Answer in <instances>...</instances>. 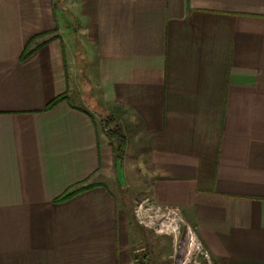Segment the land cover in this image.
<instances>
[{
    "label": "crops",
    "instance_id": "obj_1",
    "mask_svg": "<svg viewBox=\"0 0 264 264\" xmlns=\"http://www.w3.org/2000/svg\"><path fill=\"white\" fill-rule=\"evenodd\" d=\"M133 156L135 202L179 206L217 264H264V0H0V264H140L111 187L140 186Z\"/></svg>",
    "mask_w": 264,
    "mask_h": 264
},
{
    "label": "built area",
    "instance_id": "obj_2",
    "mask_svg": "<svg viewBox=\"0 0 264 264\" xmlns=\"http://www.w3.org/2000/svg\"><path fill=\"white\" fill-rule=\"evenodd\" d=\"M136 221L142 227L172 240V252L166 264H217L211 252L182 209L161 204L150 196L138 199L134 205Z\"/></svg>",
    "mask_w": 264,
    "mask_h": 264
},
{
    "label": "rangeland",
    "instance_id": "obj_3",
    "mask_svg": "<svg viewBox=\"0 0 264 264\" xmlns=\"http://www.w3.org/2000/svg\"><path fill=\"white\" fill-rule=\"evenodd\" d=\"M81 84V83H80ZM82 89L81 91H78V88H76V91H74V94H72L73 99L76 101L81 100V104L84 106H87L88 108L92 109V111H95V114H97V117L99 118L100 122H102V126L103 129H105L104 131L106 132V136H108V140H110V142H113L112 139L110 138V129L111 128H115L118 124V126H121V130L123 131L122 128V122L121 119L118 121L117 117L114 116L113 113H111L110 109L108 108H104L103 104H101L100 101H97L94 96V92L93 91H89L86 89L85 85H81ZM88 86V85H87ZM81 98V99H80ZM110 115L114 116V120H111L112 124H110V126L108 125V127H106V125H104V119L105 118H109ZM120 117V116H119ZM99 129L100 132L102 134V127L101 125H99ZM124 132V131H123ZM130 134V133H129ZM128 135V134H127ZM131 135V134H130ZM129 135V136H130ZM138 134H133L130 136L131 139V143L136 142V147L138 146L137 144V140H138ZM130 159L129 161V166L132 167V171H133V176H134V180L137 182V184H139L140 186L137 187H132V189H129L128 192L126 193L124 189H120V188H115L114 185H112V189L115 191L119 202L121 204L124 203V199L127 195H130L131 197V201L129 202V204H127L129 210H130V214L133 216V208L135 205V200L134 198L132 199L134 193L135 195H137L138 193H140L139 189L142 188V181H141V176L143 177V174L145 175V173H142V167L139 164V159L133 157H129ZM131 171V173H132ZM116 180V178H114ZM134 223V221H133ZM135 224V223H134ZM139 233L142 235L141 240H140V246L143 247L144 249H142L143 251L138 252V254H140V256L142 257V262L140 264H166V259L168 257V254L170 253V249H171V237L167 236V235H159V234H155L154 232H146L144 230V228L136 226ZM168 261V260H167Z\"/></svg>",
    "mask_w": 264,
    "mask_h": 264
},
{
    "label": "trees",
    "instance_id": "obj_4",
    "mask_svg": "<svg viewBox=\"0 0 264 264\" xmlns=\"http://www.w3.org/2000/svg\"><path fill=\"white\" fill-rule=\"evenodd\" d=\"M64 99H65L64 95H60V96L56 97L52 102H50L47 105L46 109L53 108L56 104L63 101ZM114 119H115L114 116L110 115L109 118L104 119V125H106V127H108V125L110 126V124H112L111 120H114ZM118 125L115 128L110 129V138L113 141L112 147H113L114 152H115L116 161L123 163L125 155H126V147H127L128 141H127L126 135L121 130V126H118ZM77 191H79V190L78 189L69 190L65 195H63L60 198V200H64V199L69 198L71 195L75 194Z\"/></svg>",
    "mask_w": 264,
    "mask_h": 264
}]
</instances>
